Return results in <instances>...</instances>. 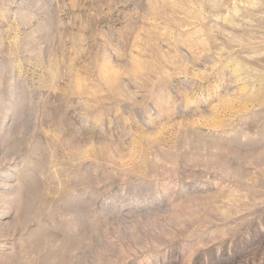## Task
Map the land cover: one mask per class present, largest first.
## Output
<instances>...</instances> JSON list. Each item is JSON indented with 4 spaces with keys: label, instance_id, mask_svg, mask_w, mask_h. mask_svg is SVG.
<instances>
[{
    "label": "rangeland",
    "instance_id": "1",
    "mask_svg": "<svg viewBox=\"0 0 264 264\" xmlns=\"http://www.w3.org/2000/svg\"><path fill=\"white\" fill-rule=\"evenodd\" d=\"M0 201V264H264V0H0Z\"/></svg>",
    "mask_w": 264,
    "mask_h": 264
},
{
    "label": "bare ground",
    "instance_id": "2",
    "mask_svg": "<svg viewBox=\"0 0 264 264\" xmlns=\"http://www.w3.org/2000/svg\"><path fill=\"white\" fill-rule=\"evenodd\" d=\"M5 185V184H4ZM6 186V185H5ZM6 199V198H5ZM4 200V199H3ZM0 203H1V201H0ZM4 204V203H3ZM7 204V203H6ZM10 205V204H9ZM6 207V206H5Z\"/></svg>",
    "mask_w": 264,
    "mask_h": 264
}]
</instances>
